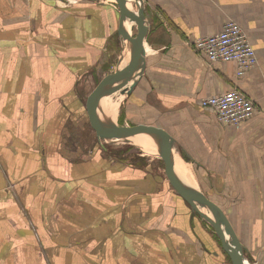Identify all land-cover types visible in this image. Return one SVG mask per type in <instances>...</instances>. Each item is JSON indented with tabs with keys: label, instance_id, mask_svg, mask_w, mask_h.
<instances>
[{
	"label": "crops",
	"instance_id": "1",
	"mask_svg": "<svg viewBox=\"0 0 264 264\" xmlns=\"http://www.w3.org/2000/svg\"><path fill=\"white\" fill-rule=\"evenodd\" d=\"M140 1L146 55L131 92L105 97L110 124L169 133L185 185L227 214L245 263L264 264V0ZM229 21L257 56L243 76L187 45ZM119 25L116 0H0V264H232L157 156L110 153L91 127L88 98L123 68ZM234 89L257 109L240 127L202 105Z\"/></svg>",
	"mask_w": 264,
	"mask_h": 264
},
{
	"label": "water",
	"instance_id": "2",
	"mask_svg": "<svg viewBox=\"0 0 264 264\" xmlns=\"http://www.w3.org/2000/svg\"><path fill=\"white\" fill-rule=\"evenodd\" d=\"M136 1L137 4H139L140 0ZM116 3L120 10L119 34L123 40H127L131 43L133 56L127 67L105 77L88 98L86 109L91 127L96 132L100 141H124L139 134L156 136L159 139V154L164 163L166 177L170 185L190 205L192 210L200 215L212 227L232 264H246L242 244L227 214L206 195L186 187L177 177L173 164V140L169 133L161 128L146 125L130 127H118L112 124L104 125L98 118V108L103 98L110 97L118 92H121L123 96L131 92L135 83H133L131 87L128 86L130 82H132L134 76L141 70L146 55L144 40L148 35L149 28L145 21L144 9L139 7L138 13H136L128 8V0H116ZM127 19L136 24V36L130 35L125 30L124 25ZM134 29L135 28H133V31ZM201 208L208 209L214 216V219L204 214Z\"/></svg>",
	"mask_w": 264,
	"mask_h": 264
},
{
	"label": "built area",
	"instance_id": "3",
	"mask_svg": "<svg viewBox=\"0 0 264 264\" xmlns=\"http://www.w3.org/2000/svg\"><path fill=\"white\" fill-rule=\"evenodd\" d=\"M187 45L197 53L204 55L211 63H236L238 76H243L257 64V56L248 36L234 21L226 23L220 34L200 37L188 41ZM202 105L212 109L221 124L234 127H240L257 111L254 102L237 89L205 98L202 100Z\"/></svg>",
	"mask_w": 264,
	"mask_h": 264
},
{
	"label": "bare ground",
	"instance_id": "4",
	"mask_svg": "<svg viewBox=\"0 0 264 264\" xmlns=\"http://www.w3.org/2000/svg\"><path fill=\"white\" fill-rule=\"evenodd\" d=\"M134 2H135V0H128V8L131 11H133V8L134 7L132 6V3L134 4ZM132 25H136V24L135 23H132L129 19L126 20L125 25H124L125 26V30L130 35H132L131 34V26ZM124 44H125L124 45V51L125 52L122 54V58H123V60H122V66H123V68H121V69H124L125 67H127V65L129 64V62H131L132 56H133V48H132L131 43L129 41H127V40H124ZM120 97H122V96H120ZM112 99H113V97H112ZM111 101H113V100H111L110 98H105V99L101 100V102L99 104V108H98V118L102 121V123L104 125H109L111 122L114 123V120H115L114 115L116 113V111H115L116 110V106H115V104L111 103ZM142 135H145V136H142ZM147 135L146 134L136 135V136H133L131 138H128V140H124V141L132 142V143L134 141H137L139 143H142V145H144L147 148L148 152H150L149 153L150 155H155V154H157V152L159 153L160 143H159V139L156 136L151 135V139L150 140H147V138H144V139L140 140V138L146 137ZM137 137H139V138H137ZM135 138H137V139H135ZM118 142H121V141H118ZM173 159L175 161V171H176V175H177L178 178H180L179 180L185 185V183H184V181H183V179L181 177L179 164L177 165V155H175V157ZM182 168H184V167H182ZM183 172H184V169H183ZM185 178H186V185H190L191 182H190L189 178L186 177V176H185ZM186 187H188V186H186ZM203 213H205L206 215H208L210 218H213L212 214L209 212L208 209H203Z\"/></svg>",
	"mask_w": 264,
	"mask_h": 264
},
{
	"label": "rangeland",
	"instance_id": "5",
	"mask_svg": "<svg viewBox=\"0 0 264 264\" xmlns=\"http://www.w3.org/2000/svg\"><path fill=\"white\" fill-rule=\"evenodd\" d=\"M115 1V0H114ZM134 7V6H133ZM136 11H138V9L136 8ZM135 29H134V31L132 32V35L133 36H136V34H137V29H136V26L134 27ZM125 45V44H124ZM130 63V62H129ZM129 65V64H128ZM127 65V66H128ZM115 98V97H114ZM116 111V110H115ZM115 115H116V113H115ZM115 115H114V118H115ZM147 135V134H146ZM142 136H145V135H142ZM151 135L150 134H148L146 137H142V138H140V140H142V139H144V138H147V140H150L151 139V137H150ZM141 137V136H140ZM137 138H139V137H137ZM137 138H135V139H137ZM134 140V139H133ZM100 141V140H99ZM104 142V144H103V147H105V146H107V145H110L112 148V151L110 152V153H115V152H117V151H120L119 149H123V148H125V147H127V148H132V147H134V152L136 153V151L138 152L139 150V148L141 149V151H143L144 153H146L147 155H150L149 153L150 152H148V150H147V148L144 146V145H142V143H139V142H137V141H134L133 143L131 142V143H128V142H125V141H121V142H116V143H112L111 141H109V140H103ZM101 142V141H100ZM96 146H98V144L96 145ZM139 147V148H137V147ZM91 148V147H90ZM114 151V152H113ZM141 151H139L138 153H141ZM159 153H160V150H159ZM158 152H157V154H155L154 156H157V157H150V159H152L153 160V162L151 163V165H153V168L154 169H161L164 173H165V166H164V163H163V161H162V159H161V157H160V154H159ZM150 164V163H149ZM203 209L204 208H201V211L203 212ZM205 214V213H204ZM213 216V215H212ZM212 219H214V216H213V218ZM211 227V226H210ZM212 229V228H211ZM215 236L218 238V236L215 234ZM218 240L220 241V239L218 238Z\"/></svg>",
	"mask_w": 264,
	"mask_h": 264
},
{
	"label": "trees",
	"instance_id": "6",
	"mask_svg": "<svg viewBox=\"0 0 264 264\" xmlns=\"http://www.w3.org/2000/svg\"><path fill=\"white\" fill-rule=\"evenodd\" d=\"M197 214V213H196ZM198 215V214H197ZM200 216V215H199ZM213 230V229H212ZM213 233H214V230H213Z\"/></svg>",
	"mask_w": 264,
	"mask_h": 264
}]
</instances>
